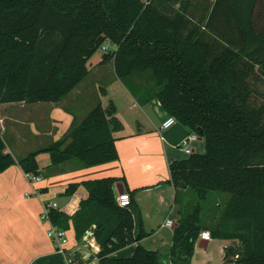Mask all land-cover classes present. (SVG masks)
I'll use <instances>...</instances> for the list:
<instances>
[{
  "label": "trees",
  "instance_id": "trees-1",
  "mask_svg": "<svg viewBox=\"0 0 264 264\" xmlns=\"http://www.w3.org/2000/svg\"><path fill=\"white\" fill-rule=\"evenodd\" d=\"M106 42L116 48L101 64L112 62L134 97L144 89L146 102L159 101L204 139L206 153L170 164L179 219L167 255L140 244L148 235L142 224L136 233L127 188L131 206L119 205L117 178L84 182L79 210L52 211L51 222L72 226L78 242L95 226L98 264H192L202 232L238 241L224 264H264V0H0V113L7 104L65 101ZM137 74L153 86L132 83ZM123 128L115 104L100 103L46 152L54 166L116 162L114 134ZM6 149L0 132V173L16 162ZM37 157L19 162L25 173L39 175ZM133 244L131 258L112 257Z\"/></svg>",
  "mask_w": 264,
  "mask_h": 264
},
{
  "label": "crops",
  "instance_id": "crops-1",
  "mask_svg": "<svg viewBox=\"0 0 264 264\" xmlns=\"http://www.w3.org/2000/svg\"><path fill=\"white\" fill-rule=\"evenodd\" d=\"M101 63L93 69L89 66V76L106 77V65L113 63ZM113 73L116 77L114 65ZM84 82L59 104L20 103L3 105L1 108L0 132L6 143V153L16 162L0 173V264H72L73 261L98 264L100 246L94 236L96 227H92L79 242L72 226L64 230L67 233V245L64 254H60L56 243L48 236L49 222L42 219L43 203L55 202L64 214L72 217L87 196L82 184L109 177L120 181L116 185L117 194L118 186H122L125 191L127 188L133 194L137 205L134 211L136 233L142 224L148 235L140 244L165 255L172 245L179 207L175 204L176 189L171 184L170 164L179 161L178 158L184 155L183 160L192 155L187 154L181 144L194 133L180 123L167 131H161L163 122L172 116L159 101L154 99L146 102V92L137 97L130 93V98L124 96L123 99H112L117 116L124 126L122 131L114 134L118 161L92 168H83L76 161L54 166L46 149L62 139L67 140L96 106L93 104L86 113H79L74 100L83 94L79 87ZM120 102L128 108H122ZM128 113L137 118L129 120ZM198 138V141L190 144L193 153L197 152L199 142L204 140ZM33 154L38 156L42 181L35 186L38 195L28 198L26 194H33V188L19 162ZM72 184L80 187L76 194L68 197L66 191ZM169 220L174 222L173 228L166 227ZM221 242L224 245L220 249L218 264L225 263V248L239 244L238 241ZM199 244L196 245L192 264H195L196 256L199 255ZM137 247L138 244L130 245L112 257L131 258ZM205 256L209 260L204 259L201 264L215 263L216 259L209 254L205 253Z\"/></svg>",
  "mask_w": 264,
  "mask_h": 264
},
{
  "label": "rangeland",
  "instance_id": "rangeland-1",
  "mask_svg": "<svg viewBox=\"0 0 264 264\" xmlns=\"http://www.w3.org/2000/svg\"><path fill=\"white\" fill-rule=\"evenodd\" d=\"M108 43V49L110 52H113L115 50V46L112 45L110 42ZM103 55L105 53L101 50H99L89 61V66L90 68L93 69L99 62L103 61ZM106 70H107V75L106 77H97L96 75H91L89 76L83 85H81L79 88L82 89L83 94L80 95V97L76 100H74L75 105L78 106L77 109H79V113L84 114L86 113L88 107L92 106L93 104L98 105L102 104V106L108 108L112 102V99L114 98H119L123 99L124 96H127L130 98V91L128 86L120 81L119 79H116L114 73L112 74L113 71V64L106 65ZM132 83H143L145 84L144 87L148 86L151 87L153 86V82H151L150 76L149 75H139L137 74L136 76L133 77L131 80ZM145 90L143 89V92ZM75 98V97H74ZM123 101V100H122ZM259 103H261L263 100H258ZM122 108L127 109L128 106L124 105V107L121 105V102L119 104ZM129 120L131 119H136V115L128 113ZM31 129V128H29ZM63 140V139H62ZM197 154H205L206 153V142L205 140L199 142V146H197ZM190 156H188L189 158ZM183 160L185 159V155L178 158V160ZM179 160V161H180ZM182 193V192H181ZM208 226H211V222L207 221L206 223ZM224 243L219 241H212L207 249H201L199 248V255L196 256L195 259V264H201L204 259H206L205 253L209 254L211 258L216 259L215 263H210V264H218V260L220 257V249ZM209 260V259H206ZM72 263V262H71Z\"/></svg>",
  "mask_w": 264,
  "mask_h": 264
},
{
  "label": "built area",
  "instance_id": "built-area-1",
  "mask_svg": "<svg viewBox=\"0 0 264 264\" xmlns=\"http://www.w3.org/2000/svg\"><path fill=\"white\" fill-rule=\"evenodd\" d=\"M144 2L147 3L148 0H142ZM108 43L106 42L105 45L102 48V51L104 53H108L110 52L108 49ZM176 124H178L177 120L175 117H169L167 120H165L161 126V131H167L170 128L174 127ZM198 135L197 134H193L191 136H189L186 140H184V142L181 144V147L183 148V150L187 153V154H193V150L190 147V144L192 142H196L198 141ZM26 179L28 180V182L30 183V185L33 188V194H26V197H31V195H38L37 190L35 189V186L37 184H39L42 181V177L39 175H36L34 173H25ZM117 201L119 203V205L123 208H128L131 206L132 203V199L131 196L128 192L125 191L124 194H118V198ZM52 211H59L63 213V210L59 207V205L55 202H44L43 203V214H42V219L44 221L49 222L50 224V229L48 231V236L50 239H52L58 248V252L60 254H64L65 252V246L67 245V233L66 231L58 228L57 226H55L52 222H51V216L50 213ZM174 226V222L169 220L166 223V227L169 228H173ZM213 239L210 235V232H202L198 243L201 241H208L211 242ZM238 258V257H237Z\"/></svg>",
  "mask_w": 264,
  "mask_h": 264
},
{
  "label": "water",
  "instance_id": "water-1",
  "mask_svg": "<svg viewBox=\"0 0 264 264\" xmlns=\"http://www.w3.org/2000/svg\"><path fill=\"white\" fill-rule=\"evenodd\" d=\"M201 134H203V132H200ZM118 190H119V194H124L125 190L122 188V186H118ZM209 246V242L208 241H201L199 244V248L201 249H207Z\"/></svg>",
  "mask_w": 264,
  "mask_h": 264
}]
</instances>
